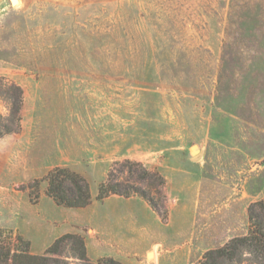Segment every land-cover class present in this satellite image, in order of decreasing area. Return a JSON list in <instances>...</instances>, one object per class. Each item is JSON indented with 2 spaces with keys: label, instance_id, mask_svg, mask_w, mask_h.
Masks as SVG:
<instances>
[{
  "label": "rangeland",
  "instance_id": "rangeland-1",
  "mask_svg": "<svg viewBox=\"0 0 264 264\" xmlns=\"http://www.w3.org/2000/svg\"><path fill=\"white\" fill-rule=\"evenodd\" d=\"M61 161L91 203L103 182L152 201L166 222L137 195L122 209L153 245L96 252L84 227L34 251L22 230L51 240L66 227L35 206ZM261 202L264 0H0V264L26 242L85 264L70 241L46 253L64 234L90 263L199 264L264 226ZM231 264L264 258L243 249Z\"/></svg>",
  "mask_w": 264,
  "mask_h": 264
},
{
  "label": "trees",
  "instance_id": "trees-1",
  "mask_svg": "<svg viewBox=\"0 0 264 264\" xmlns=\"http://www.w3.org/2000/svg\"><path fill=\"white\" fill-rule=\"evenodd\" d=\"M45 180L47 182L46 195L50 197L56 205L72 209H82L91 204L89 184L87 180L79 174L67 168L56 167L47 173ZM111 195L124 198L135 195L140 196L148 202L153 211L159 214L162 222L167 221L166 215H160L157 206L143 194H138L136 192L131 194L127 191L121 192L118 191L115 186L109 185L106 182L99 185L96 200L103 201ZM30 201H33L31 196ZM257 207L260 211L264 212V202L259 203ZM19 240L21 241L22 239L19 238ZM68 241L73 244V249L77 253V258L85 264H121L112 258H105L96 263H90L86 256L84 240L77 234H64L57 238L46 250V253L53 255L58 254L62 245ZM25 245V248L21 250H14L13 252H11V250L7 251V257L11 259L12 264H59L57 260L49 256H36L30 254L28 251L29 242H26ZM243 249L249 250L256 257L264 258V226L257 222L251 223L247 235L234 238L220 248L208 250L204 253L199 264L234 263L237 261L238 255Z\"/></svg>",
  "mask_w": 264,
  "mask_h": 264
},
{
  "label": "crops",
  "instance_id": "crops-1",
  "mask_svg": "<svg viewBox=\"0 0 264 264\" xmlns=\"http://www.w3.org/2000/svg\"><path fill=\"white\" fill-rule=\"evenodd\" d=\"M71 161H61L55 166L69 167ZM137 201L135 197L122 198L111 195L102 202H93L86 208L72 209L64 208L55 204V202L47 195L41 197L40 201L35 206H41L44 203L42 216L49 218H58V222L65 224L64 229H58L57 233L48 239L49 236L44 237L42 232H37V238L33 239L34 232L22 230V234L28 236L31 241V246L34 251H44L51 242L63 233H78V230L84 227H90L92 234L85 239L93 242L96 252L112 250L113 244L121 247L123 250L138 249L148 250L153 245V239L147 229V233H139L137 226L142 224L134 213H127L122 208L129 210L128 205ZM122 210V211H121ZM38 219L31 218L28 222L35 223ZM53 221V220H52ZM57 221V220H56ZM40 222V221H39ZM55 221H53L54 223ZM73 226V227H71ZM56 228V225L53 224ZM124 227L125 232L121 231ZM58 228V227H57ZM73 228V229H72ZM30 231V230H29ZM26 232V234H25ZM28 233V234H27Z\"/></svg>",
  "mask_w": 264,
  "mask_h": 264
},
{
  "label": "bare ground",
  "instance_id": "bare-ground-1",
  "mask_svg": "<svg viewBox=\"0 0 264 264\" xmlns=\"http://www.w3.org/2000/svg\"><path fill=\"white\" fill-rule=\"evenodd\" d=\"M11 3H12V4H16V0H11ZM151 257H152V254L149 253L147 258H151Z\"/></svg>",
  "mask_w": 264,
  "mask_h": 264
},
{
  "label": "water",
  "instance_id": "water-1",
  "mask_svg": "<svg viewBox=\"0 0 264 264\" xmlns=\"http://www.w3.org/2000/svg\"><path fill=\"white\" fill-rule=\"evenodd\" d=\"M195 151H196L195 147H192V153H195Z\"/></svg>",
  "mask_w": 264,
  "mask_h": 264
}]
</instances>
